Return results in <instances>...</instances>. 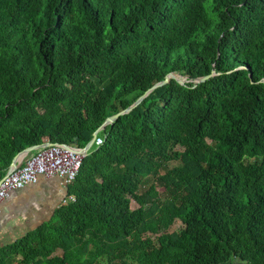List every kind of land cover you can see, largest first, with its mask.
Here are the masks:
<instances>
[{"label": "trees", "instance_id": "1", "mask_svg": "<svg viewBox=\"0 0 264 264\" xmlns=\"http://www.w3.org/2000/svg\"><path fill=\"white\" fill-rule=\"evenodd\" d=\"M206 1L0 0V179L184 80L106 124L0 264H264V0Z\"/></svg>", "mask_w": 264, "mask_h": 264}, {"label": "crops", "instance_id": "2", "mask_svg": "<svg viewBox=\"0 0 264 264\" xmlns=\"http://www.w3.org/2000/svg\"><path fill=\"white\" fill-rule=\"evenodd\" d=\"M66 191L59 178H39L36 183L11 192L0 204V248L49 221L63 204Z\"/></svg>", "mask_w": 264, "mask_h": 264}, {"label": "built area", "instance_id": "3", "mask_svg": "<svg viewBox=\"0 0 264 264\" xmlns=\"http://www.w3.org/2000/svg\"><path fill=\"white\" fill-rule=\"evenodd\" d=\"M101 143V138L96 137L93 145ZM71 148L53 144L23 157L17 163L15 170L0 179V204L11 192L32 185L39 178H59L66 187L71 184L75 180L84 158L80 148ZM67 201H74V198L72 196L65 197L63 204Z\"/></svg>", "mask_w": 264, "mask_h": 264}, {"label": "water", "instance_id": "4", "mask_svg": "<svg viewBox=\"0 0 264 264\" xmlns=\"http://www.w3.org/2000/svg\"><path fill=\"white\" fill-rule=\"evenodd\" d=\"M214 70L211 71V74H214ZM210 75H206V76H203V77H198V78H195L193 81L194 83H198L200 81H203L205 80L207 77H209ZM168 78H175V80L180 83V84H183L184 83V80L183 79H179L177 78L173 73H168L164 76L163 80L159 81V82H156L154 83L153 85H151L147 90H145L142 94H140L130 105H128L127 107H125L124 109L122 110H119L118 112L114 113V114H111L109 116H107L103 122L94 130L93 132V135H92V138L90 139V141L85 145V147L81 148V151H82V155L85 157V155L88 153L89 149L93 146L94 144V141L97 137V133L102 130L104 128V126L106 124H109L111 122H113L114 119H116L118 116H120L121 114H124V113H127L128 111H130L133 107H135L142 98H144L146 96V94L151 91L152 89H154L155 87L159 86V85H162L164 83L167 82ZM51 145H53L52 143H45V144H42V145H39V146H34V147H29L27 149H25L24 151L20 152L18 155L15 156V158L13 159L10 167H9V170L8 172L6 173V175H9L13 170L16 169V166H17V163L23 158L25 157L26 155L30 154V153H33V152H36L42 148H47V147H50ZM67 148H71L67 145H65ZM72 149V148H71ZM1 182V181H0Z\"/></svg>", "mask_w": 264, "mask_h": 264}, {"label": "rangeland", "instance_id": "5", "mask_svg": "<svg viewBox=\"0 0 264 264\" xmlns=\"http://www.w3.org/2000/svg\"><path fill=\"white\" fill-rule=\"evenodd\" d=\"M209 1L210 0H208V1H206L205 2V6L207 7V9H209ZM173 163H168V166H170V165H172ZM158 191L159 192H161V188H158ZM131 208L132 209H136L137 208V205L134 203V202H132L131 203ZM182 227V224L180 223V221L179 220H177V219H175L174 221H173V223H172V226L169 228V230H168V232H178L179 231V229ZM150 236V235H149ZM151 238H154V236H150Z\"/></svg>", "mask_w": 264, "mask_h": 264}]
</instances>
